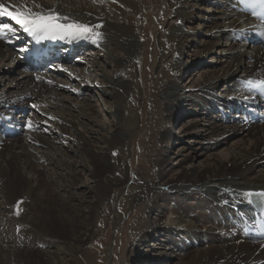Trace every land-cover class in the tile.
<instances>
[{"label":"bare ground","instance_id":"1","mask_svg":"<svg viewBox=\"0 0 264 264\" xmlns=\"http://www.w3.org/2000/svg\"><path fill=\"white\" fill-rule=\"evenodd\" d=\"M191 1L196 3L191 4ZM220 1L225 4L224 0H0V3H4L6 6L11 4L24 7L26 4L27 7L35 11L55 9L61 16H67L71 20L89 25L102 23V28L96 29V31L101 32L103 38L93 42L94 50H89L88 54H92L93 60L98 65L104 63L113 67L112 81H116L117 74H122V76L127 74L130 80L124 83H127V89L134 95L133 102L128 108L129 117L124 121L126 124L120 121L122 112H124V110L122 111L125 106L123 104L126 100L123 104L120 102L122 107L120 105L110 106L118 116L119 123L117 122L116 127L109 130L108 126L98 124L102 130L112 134L109 139L108 137L102 138L106 146L98 151L94 148V142H92L94 140L78 131L74 119L76 115L69 118V116L42 108L45 103L43 97L48 101L53 98L55 102V98L57 99L59 95L57 93L59 89L71 91V83L66 86L64 83L56 81V78L50 77V85L37 84L30 73L21 71L22 66L19 62L17 63L18 68L16 69V65L14 70H8L9 73L7 72L8 67L5 69L0 66V78H3L2 86L7 80L13 85V90L0 91V99H6L11 104H14L12 102H23L30 105L31 114L28 117L30 121L34 122L33 126L38 131L45 134L48 132L56 134L59 131L55 140L46 139L40 136L41 133L38 134L37 131H34L27 133L26 138H21L23 140L15 137L5 140L3 146H0V183L6 187L7 198L10 200V198H15L16 195L27 191L30 194V197L29 194L27 197L31 199L30 202L24 204L26 209L22 211L24 213L22 218H17V220V215L15 217L12 215L14 219H11V216L8 218V214L5 216L2 214L3 217L0 215V243L4 244L6 240L12 248L9 250L0 246V264H49L50 262L45 261L44 255H49L50 259L51 254H48L50 251L47 249L48 251L45 252L39 249L41 243L47 240L41 234L57 239L55 230L53 231L54 228L51 227L54 226L56 219L62 227L70 228V234H72V238H70L74 243L81 245L92 237V228H90L92 226H90L89 214L85 207L89 208V212H91L93 206L87 207L84 203V206H81L84 200L80 199L81 196H76L77 193L66 191L67 195H61L56 191L53 192L54 195H48L49 192L46 193L45 190L42 193L38 192L39 180L44 176L48 178L49 174L51 177H55V175L54 173L51 175L52 173H48L47 170L43 175L40 174L41 172L38 173V170H41L39 161L42 159L35 152L33 145L49 146L56 149L59 155L62 153L64 164L70 168L67 171L68 178L73 177L74 180H78L83 169L84 172L89 171V176L92 179L90 181L93 184L84 183L85 190L83 191L102 196L100 182L110 181L113 187L116 186V183L120 185L125 178L132 181V183L129 181V185H131L129 188L135 192L132 195H126V206L130 209L131 205L148 200L146 215L136 212V216L127 222L133 242L146 243L151 240L156 244H161L156 241L160 238L164 241V248L168 245H170L169 248H172L173 245L175 249L177 247L180 250L175 256L176 258L180 256V259L177 258L179 259L177 264H264V243L237 241L229 227L224 226L222 219L218 216V212H222V203H229L240 198L242 200L245 193L251 190H264V124L251 126L239 122L225 124L215 112L205 111V117L212 122L209 126L203 127H206L205 130L212 136L210 140H206V145L202 144V149L211 150V145L214 143L216 145L228 143L231 137H239L243 140L240 143H233L232 150L230 149L231 152L229 151L226 157L218 158L214 153H210L205 160L197 163L199 167L195 165V156L192 157L188 153L192 147L180 148V151L183 150L182 154L180 153L183 157L177 163L167 157L164 149L157 147L164 140L172 138L168 126L177 100L183 96L178 92L183 88L178 76L186 64L182 65L178 58L182 54L183 48L186 47L185 42L192 40L196 50L203 47L204 51L201 53L204 52L205 55H212L213 52L216 55L219 53L220 55L217 57L226 64L219 75L211 79L204 78L205 82H200L197 88L194 87L199 93L198 96L202 100L201 107L204 110L209 107L211 100H218V96L210 97V94L219 83H230L233 88L239 77H243L247 73H255L258 69L257 65L264 62V52L261 55L262 50L250 48L246 43H236L230 37V29H241L245 23L227 8L222 6L215 8L216 3ZM95 2L96 4H93ZM37 4L41 7L37 8ZM205 7H210V9ZM146 8L148 11H145ZM195 9L208 14L199 17L203 21V25L207 27L206 30L194 31V29L186 27L187 21L195 19L196 14L193 18L191 17V11ZM10 10L14 9L10 8ZM170 10L174 11V21L169 29H164L160 24H164ZM196 29L198 30V28ZM192 33H194L193 37ZM119 41L133 44V46L137 42L141 43L142 50L138 54L130 51H126L124 54L120 50L121 43L119 44ZM7 57L8 59L13 58V64L17 60L0 42V61L3 63ZM200 59L206 61L203 56ZM250 59H255V63L250 64ZM211 62H218V59L213 57ZM70 67L72 66L68 64L61 68V73H58L68 77V81L72 82L76 77L73 70H69ZM65 69L68 71L66 72ZM184 70H188V65ZM154 71L157 72L156 75H154ZM14 74H18L20 77L17 78L13 76ZM4 80L5 82H3ZM112 81L108 80V84L114 87ZM122 86L125 87L124 84ZM83 88L88 91L89 85L83 83ZM231 88L225 92H229ZM140 89H143V96L141 100H138L136 95ZM78 91L75 89L73 92L77 93ZM102 96L105 97V102H108L106 100L107 93L104 92ZM162 96L165 97L164 100L161 99ZM52 102L49 101L54 105ZM56 103L58 102L56 101ZM33 105L36 106L35 109L32 107ZM135 117L138 119L137 121L134 120ZM196 125L198 123L187 124L185 122L184 130H182L185 134H190L191 132L188 130ZM86 132L90 131L86 130ZM121 132L132 134L133 155H136L138 150L141 151L140 157L146 156L144 164L135 167V162L128 160L129 164L125 168L126 170H120L126 164L123 160L128 152L126 141H122L120 149H117L122 161L113 159L112 149L118 147L114 146L117 144L115 136ZM202 135L201 131H198L193 132L192 136L201 138ZM246 136L251 140H246ZM168 141L172 143V139ZM155 143L159 145H155ZM184 149H188V152H184L186 151ZM68 150H75L79 153L83 163H80L74 157L75 155L69 153ZM155 156H157L156 163L152 162ZM189 158L193 162L191 165L189 164L190 167H186L182 162L185 160L188 162ZM141 161L139 159V162ZM85 162L88 163V166ZM146 162L156 165L157 171L155 175L153 174L152 179L143 178L145 175H150L153 170L146 166ZM50 164H56V161L50 159ZM82 164L83 169L78 170ZM22 165L24 169H28V172L31 171V175L24 173ZM175 165L179 166L180 171L175 177H170L169 172ZM146 168H149V174L143 172ZM256 168H262L263 173L249 179L248 176ZM53 178L46 181L50 184ZM67 184L78 187L76 183H68V180ZM105 185V188L111 187L110 184ZM29 198L27 199L29 200ZM48 198L54 201V206L51 208H46L44 205ZM167 200L170 203L164 204L163 202ZM169 213L172 215L171 218L167 216ZM151 214H156V216L152 218ZM195 241L198 244L206 243V245L201 248L195 245ZM190 250L193 252L190 253ZM132 257L133 255L129 256V259H133ZM134 257L142 258L138 253Z\"/></svg>","mask_w":264,"mask_h":264},{"label":"rangeland","instance_id":"2","mask_svg":"<svg viewBox=\"0 0 264 264\" xmlns=\"http://www.w3.org/2000/svg\"><path fill=\"white\" fill-rule=\"evenodd\" d=\"M82 1H85V0H82ZM116 3L118 4V1H116ZM195 3H196L195 1H191V4H195ZM93 4H96V2ZM143 8L145 7L143 6ZM205 8L210 9V7H205ZM145 11H148V8H146ZM194 14H196L195 19L194 20L192 19V21H187L185 23L186 27H188L191 30L194 29V31L195 30L196 31L206 30L207 27L203 25V21H201L199 17L201 15H208V14L205 12L198 11L196 9L191 11L192 18L194 17ZM172 21H174V11L170 10L169 15L167 16V19L164 21V24H160V26L164 29H169L172 25ZM196 28H198V30ZM191 36L193 37L194 33H192ZM199 37L202 38L201 36ZM221 39L225 40L226 38L225 39L221 38ZM119 44H120L119 45L120 50L124 52V54L126 51L128 52L130 51L135 54H138L142 50V45L141 43H138V42L134 46L133 44L124 43V41H119ZM185 45L186 47L183 48L182 54L180 55L178 59L182 63V65H185V64L188 65V70H184V68L186 67L185 65V67L182 68L180 75L178 76V79L180 78V81H181L180 84L183 86V88H181V90L179 89L178 92L181 94V96L182 95L183 96L179 97V99L177 100V103H176L177 105L174 108V112L170 116V123L168 126V130H170L172 138L164 140L162 143H160V145L158 143H155V145L158 144L159 146L157 147H159L160 149H164L167 153V157L172 159L175 163L179 162L181 158L183 157L181 155L183 150L180 151V148L185 147V146L186 148L192 147L190 149V152H188V149L187 150L184 149L186 150L184 152L190 153L192 157L195 156L196 158L195 165L198 166L199 164L197 163L205 160L209 156L210 153H214V155H216V157L218 158L228 156L229 151L231 152L232 150L231 149L232 144L236 142L240 143L243 140V138L241 140L239 137H235V138L231 137V140L228 143L220 144V145L218 144L216 145V143H214L213 145H211L212 147L211 150L202 149V144H205L206 140L207 139L210 140L212 136L211 134H209L208 131L205 130L206 127H203V126L205 125L209 126L212 121H210L208 118L205 117V111L209 110L208 109L209 107L206 108L205 110L202 109L201 107L202 100L199 98L198 96L199 93L196 91V89H194V87L197 88L200 82H205L204 78L211 79L212 77L219 75L223 71V68L226 64L223 63L222 59L217 57L220 55L219 53L216 55V53L213 52L212 55H209V54L205 55L204 52L201 53V51H204L203 47H199L196 50L194 47L195 46L194 42L192 40L185 42ZM157 46L159 47L158 44ZM201 56L205 57L206 61L201 60L200 59ZM213 57H216V59H218V62L212 63L211 60ZM12 61H13V58L10 57V59H8L7 57V59H5L3 63L0 61V66H2L5 69L8 67L7 72L8 70L12 71L15 69L17 65L16 63L13 64ZM249 61L252 62L251 60ZM100 64L101 65H98L97 63H95V61L92 58V54L91 56L85 57L82 62H79V63L75 62L74 64H70L69 66H72V67H70L69 70H73L75 77H76L75 80L72 82H69L68 77L60 75L59 77H56V81H60L64 83V85L66 86L71 83L70 84L71 88L78 89V90H80L81 88L83 89V83H86L87 85H89L88 91L85 90L86 94L77 96L76 93L73 92V90L68 91V90H64L60 88L59 91L57 92L59 93V95L57 99L55 98V102L53 98L49 100L51 102L53 100L54 103L53 102L52 103L54 105L50 104L49 101L46 100L45 97H43V100L45 103L42 105V108H44L45 110H48L51 112L55 111L54 113H60V114L66 115L67 117L69 116V118H72L73 116L76 115L74 119L76 121L78 131H80L83 134L85 133L84 135H86V137L88 136L91 138V140H94L92 141L94 142L93 143V145L95 146L94 148L98 151L104 149L106 146L102 138L104 137L105 139L108 137L109 139L112 137V134L110 132H107L106 130H102V128L98 124H103L105 127L108 126L109 130L113 129V127H116L119 123L118 116H117V113L114 112L112 108H110V106L120 105L122 107V104L126 100L128 103L125 101V103L123 104L125 105L122 108V111L124 110V112H122L123 115L120 120L121 123H125L124 122L125 119L126 118L128 119L129 117L128 108H130V105L133 102L132 99L134 97V95L129 91V89H127L126 87L127 83H124L130 80L127 74H123V76L122 74H117L116 81H112L113 80L112 78L114 77L113 67L111 65H105L104 63H100ZM17 68H18V65L16 69ZM65 71L67 72L68 69H65ZM134 72H135V69H134ZM149 72H151V70H149ZM185 72H186V75H184ZM156 74L157 72L154 71V75ZM13 76L18 78L19 75L14 74ZM2 80L3 78H0V91L1 92H4L7 89L13 90L12 88L13 85L9 82V80H7L6 82L4 80L3 82H5V84L3 86H2ZM108 80L109 81L111 80L113 82L114 87L113 85L110 86L108 84ZM122 84H124L126 88L123 87ZM231 87H232V84L230 83L225 84L224 82H221L218 84L216 88L212 89V93L210 94V97H217V96L223 95V91H227ZM104 92H106L108 95L106 98L108 102H105V99H104L105 97L103 98L102 96ZM142 96H143V89H140L139 93L136 95V98L138 100H141ZM161 99L164 100L165 97L162 96ZM109 100L111 103L109 102ZM56 101L58 103H56ZM120 102H122V104ZM134 120L137 121L138 119L135 117ZM82 122L84 123L85 126L82 125L83 124ZM185 122H187V124L188 123L189 124L198 123V125L190 127V129L188 130V132H191L192 134L191 133L185 134V132L183 131L184 130L183 124H185ZM111 125H112V128H111ZM86 130H89L90 132L88 133L86 132ZM34 131H37L38 134L41 133L40 136H43L44 138L50 139V140H55L56 139L55 136L59 135V131H57L56 134L49 133V132L45 134V133L38 131L36 128ZM192 131L194 133L201 131L203 135L201 136V138H197L196 136H192L193 135ZM30 132H33V131H30ZM27 133L28 132H26L23 136H18V138L20 140H23L21 138H26ZM115 137L117 138V141H116L117 144H115L114 146L121 147L122 144L120 143H122V141H126L125 144L128 149L126 156L123 158V160L125 161L124 164L125 163L126 164L123 167V169H120V170H124V171L126 170L125 168L129 164L127 162L128 160H133L135 162V167L144 164V162L146 161L145 160L146 156L144 155L140 157L141 151L138 150L136 154L137 156L133 155V152H132L133 136L131 133L121 132ZM170 139H172V143H169L168 140ZM114 140L116 139L114 138ZM246 140H251V138L246 136ZM173 142L175 143V145ZM1 146H3V144H1ZM34 146L35 145H33L35 152L39 156H41V159H42V160L40 159L41 161H39V164H40L39 169L41 170H38V173L41 172L40 174L43 175V173H45V171L47 170L48 173L49 172L52 173L51 175H53V173L55 175V177L54 176L51 177L49 176L50 175L49 174L47 175L48 178L44 176L43 179L39 180L40 183L38 187V192L42 193V191L45 190L46 193L48 192L51 193V194L48 193V195H54L53 192L55 193L56 191H58V193L61 195H67L68 193H74V194L77 193L76 196L78 197L81 196L80 199L84 200L81 206L86 205L87 207L89 206L94 207L91 212H89V208L85 207V210L89 214L88 217L90 218V226H92L90 227L92 228V237L88 239L87 241H85L83 244L79 245V244L74 243L73 240H71L72 234H70L71 233L70 228L67 229L68 226L62 227V225L58 223L57 219L54 222L55 223L54 226H51L52 228H54L53 231L55 230L54 233L57 236V239L56 237L48 238L44 234H41V236L47 240H45L44 243H41L39 249L44 250L45 252L49 250L50 252L48 254H51L50 259L48 258L49 255H44V257L46 258L45 261H48V263L50 262L49 264H71V263L72 264H177V262L180 259L179 258L180 256L177 257L179 259H177L175 256H177L180 250L177 247L175 249L173 245H172V248H169L170 245L164 248L163 246L164 241L161 240L160 238H158V240L156 241L161 244H156L155 241H151V240L146 243L137 242V241L133 242L134 240L131 238V235H130L131 232L127 228V222L136 216L135 214L136 212L137 213L141 212V214L144 213V215H146V207L148 205V200L131 205L130 209L126 206V202H125L126 195H132L133 192H135L132 190V188H129L131 186L129 185V183L130 182L132 183V181L125 178V180L121 181L120 185L116 183V186H113V187L111 186L110 181L100 182V193L102 194V196L98 195V196H101L99 198L95 193H89L87 191H83L85 190V187L83 186L84 183L89 182V184L91 185L93 184V182H91L92 179L88 173L89 171L84 172L83 164L78 169V170L83 169L81 171V175L79 176L78 180H74L73 177L68 178L67 171H69L70 168H68L67 165L64 164V161L62 160L63 155L61 152H60L61 154L59 155V152L56 149L54 148L52 149L49 146H45V147L41 145H37L35 147ZM118 147H114V149H112L113 150L112 152L116 153V155L113 156L114 160L122 159V158H119L120 152L118 150L120 149V147L119 148ZM68 151L69 153L74 154L75 155L74 157H76V159H78L80 163H83V160H80L81 156L79 153H77L75 150L74 151L68 150ZM42 156L46 158L47 160H43L44 158ZM156 157L157 156L154 157L152 162H155V163L157 162ZM50 159L53 161H56V164H53V165L50 164ZM135 159L137 160V162ZM139 159H141L142 161L139 162ZM191 160L189 158L188 162L185 160L182 163L184 164V166L190 167L191 162H193ZM155 163H152V164H149L147 162L145 163L146 166H148L150 169H153V170H152V173H150V175H145V177L143 178L152 179V177L155 175L157 171ZM86 164L88 166V163ZM177 165L173 166V170L169 172L170 177H173V176L175 177L177 173H179L180 168ZM23 167L24 166L22 165V170L25 171L24 173L31 175L30 174L31 171L28 172L27 171L28 169L26 170ZM47 168L51 170L49 171V169ZM149 168H146L145 171L143 172L145 174H149ZM261 173H263L262 168H256V170H254L248 176V178L252 179ZM49 177L51 179L54 177L53 178L54 181L52 180L50 184L46 181L50 179ZM67 180H68V183L69 182L76 183L78 187L76 188V186L74 185H70L71 186L70 187L67 184ZM66 184L68 185V188ZM105 184H110L111 187L109 189L105 188L106 187ZM56 188L57 189L59 188L60 190L59 189L57 190ZM66 191H68V193ZM62 192H64L65 194ZM27 194L29 193L25 191L24 193H21L20 195H16L15 198H10L9 200L6 195L5 185L3 183H0V212H1L0 215L1 217H3V215L5 216L6 214H8V218H10L11 216V219H14L13 217H15L16 215H17L16 219L17 218L20 219V217L22 218V216L24 215L22 211L23 209H26V207H24L25 206L24 204L31 201V199L29 198L30 194L28 195L29 197H27ZM27 198H29V200ZM15 200L17 202L22 201V203L18 205ZM163 203L164 204L170 203V201L167 200L166 202H163ZM44 205L46 206V208H51L54 206V201L48 198L45 200ZM151 215H152L151 216L152 218L156 216V214H151ZM77 216L79 217V215ZM167 216H169V218L172 217L170 213ZM164 218L166 219V217ZM16 219L15 221L18 220ZM76 222H78V220H76ZM17 234H18V231H17ZM53 238L55 241L53 240ZM204 245H206V243L205 244L200 243L197 246H200L201 248H203ZM0 246L4 248L6 247L5 249H9V250L12 249L6 240L4 244L0 243ZM135 252H137L138 255L142 258L140 259V258L134 257V255L137 254ZM192 252L193 250H190V253ZM132 255H133L132 257L133 259H129V256H132Z\"/></svg>","mask_w":264,"mask_h":264},{"label":"snow or ice","instance_id":"3","mask_svg":"<svg viewBox=\"0 0 264 264\" xmlns=\"http://www.w3.org/2000/svg\"><path fill=\"white\" fill-rule=\"evenodd\" d=\"M258 2L264 4V0H258ZM36 7L39 8L41 6L37 4ZM10 8L14 10H10ZM0 17H10L11 20L15 21V23L19 25V28L27 33L37 44L49 39L63 40L66 37H72L74 39H91L94 43L103 38V34L96 31V29L102 28V23H97L95 25L81 23L76 20H71L67 16H61L58 11L51 8L35 11L27 7L26 4L24 7H18L11 4L6 6L4 3H0ZM0 34H11L17 39L20 38L17 35V29L9 23H0ZM261 35H264V33H261ZM37 79H39V77H37ZM247 83L251 84L252 81L248 80ZM258 85L264 90V80L259 81ZM72 90L75 91V89ZM32 107L34 109L36 108L35 105ZM29 127H31L30 121ZM113 155H116V153L114 152ZM248 195H252V193H248ZM259 195L264 196V192H260ZM20 203H22V201L17 202L18 205ZM262 205H264V202H262Z\"/></svg>","mask_w":264,"mask_h":264}]
</instances>
